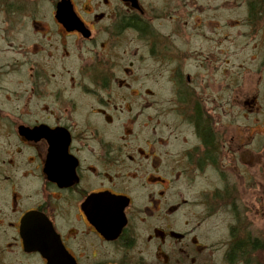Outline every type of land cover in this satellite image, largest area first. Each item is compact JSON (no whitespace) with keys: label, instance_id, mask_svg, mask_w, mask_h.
<instances>
[{"label":"flooded vegetation","instance_id":"flooded-vegetation-1","mask_svg":"<svg viewBox=\"0 0 264 264\" xmlns=\"http://www.w3.org/2000/svg\"><path fill=\"white\" fill-rule=\"evenodd\" d=\"M61 1L53 2L43 36L62 41V50L54 49L48 54L50 63L43 65L39 43L31 44L28 51L35 59L24 79L25 33L45 28H38L37 8L25 24L24 0H0V12L8 18L3 22L10 18L9 24L19 30L15 52L0 45V184L7 196L5 211H0V264H47L31 248L55 245L51 236L76 264H153L154 259L161 264H215L218 248L224 252L222 264H263V240L247 232L246 209L236 212L239 193L228 185L235 176L231 166L247 155L243 148L248 140L241 133L229 137L232 121L221 124L220 105L207 97L217 84L219 94H227L229 110L245 61L233 79L229 48L202 52L199 31L198 49H180L150 29L152 18L141 0H118L116 15L102 16V24L99 14L90 18L82 9L78 12L75 0H66L79 26L56 17ZM30 2L33 8L37 0ZM241 5L244 31L238 35L251 40L260 65L254 70L259 78L252 100L261 119L254 126L264 127V0H241ZM132 33L145 48L133 47L129 53L124 41L128 45ZM1 34L13 45L5 29ZM222 36L224 41L229 37ZM68 40L96 45L98 51L70 55L63 46ZM219 67L220 77L213 80ZM51 71H58L56 77L63 74L60 85L77 87L92 101L79 106L73 98L57 97L64 109L50 105L40 92L53 78ZM113 88L123 95H99ZM258 136L252 138L255 150L262 148ZM246 174L239 172L244 179ZM197 181L203 184L194 204L198 208L183 211L189 204L179 186L188 192ZM171 194L174 204L167 201ZM217 206L229 208L234 220L227 225L224 244L216 241L214 224L205 227ZM158 252H163L161 261Z\"/></svg>","mask_w":264,"mask_h":264},{"label":"rangeland","instance_id":"rangeland-1","mask_svg":"<svg viewBox=\"0 0 264 264\" xmlns=\"http://www.w3.org/2000/svg\"><path fill=\"white\" fill-rule=\"evenodd\" d=\"M30 1L31 0H24V3L25 5H27V8L24 9L23 21L25 22V24H27L28 19L26 16L31 14V10H35L37 8V13H35V15H37V19H39L38 28H42L43 26L45 30L30 29L25 33L26 37H24V45H25L24 53L27 54L25 58L27 62L23 65L24 79L28 74L27 68L33 64L32 60L35 59V56L28 51V48L30 47L31 44L39 43V46L41 47L42 50L39 53L40 57L38 56V59H39V63L43 65H47L50 63L47 62V60L49 59L48 54L54 53V49H56L55 51L57 53H60L62 50L61 49L62 41L60 42L58 40H55V38L48 35L43 36V33L44 32L47 33L48 31L49 16H51V12L53 9L52 7L53 2L56 0H37L36 6H34L33 8H32V2ZM141 1L144 7L146 8V10L148 11L150 18H152V21L150 23V29L152 31H155L158 35L160 34L162 37L168 38L170 40L169 42L174 41L176 46L179 47L180 49L182 48L188 49L189 52L194 51L197 48V46L195 45V33L199 31L200 35H202L200 37L201 39L200 42L202 45L200 46V49L202 52H205V50L208 48H212V50L216 49L215 50L216 52L219 51L220 49L227 50L229 48L230 66L232 67L231 73L233 79L236 78V75L237 76L240 75L241 69L238 68V66H240L245 61V63L243 64L244 66L243 70H245V74L243 76L241 85H236L235 88H233L236 90L232 95L229 110L227 109V94L226 93L225 95L219 94L221 88H219L217 84L215 88H211L210 95H208L207 97L210 98V100H214L212 104H214L216 107L217 106L219 107L220 105L219 108L222 112H219L221 117H218V120L221 124H224L225 123L224 121L227 119L232 121L230 130H228L227 133L230 134L229 137H235L239 133H241L244 136V138H246V141L248 140V148L245 147L243 148V151L244 149H246L245 153H247V155L241 157L242 159L241 161H239L243 164L237 163V166L232 165L230 168L231 172L235 174V176H233L234 178L228 179L229 176L228 172L226 170L223 171L227 176L228 185L236 186L239 193V197H237L236 200L234 201L235 205L237 206V209H239V211L236 212L238 214H242L243 211L241 210L243 208L246 209L245 210L247 212L246 225H248L246 228L247 232L251 233L252 238L253 235L258 234L264 243V127L261 126L260 123L254 126V124L261 119V115L260 116L255 115V113L258 111H255L256 109L253 104L254 100H252L255 97V93L257 89L256 83L259 78V76L256 75L254 70L256 68H259L260 65L257 63L258 59H256V55H255L256 52L251 50L252 49L251 40L246 39L244 37H239L238 35L239 32L241 33L242 31H244V28L241 24L244 17V12H243L244 6L241 5V0H141ZM75 3L78 12L80 9H82L84 12L88 13V15L90 14V18H93L95 15L99 14V21H101L100 22L101 24L103 23V21H106L105 19L102 20L101 18L102 16L116 15L115 12L117 11H115V9H119L117 7L119 6L118 0H75ZM124 11H126V9ZM2 18L4 20H8L7 15L5 16L3 15L2 12H0V21L2 22L0 24V31L2 32L5 29L8 32L7 36H9V42H11L13 45L6 44L3 41L5 36H3L1 32H0V39L3 41L4 44H0V45L1 46L3 45L4 48L13 47L12 52H15V50L17 49L16 47L17 37L14 38V34L17 35V32L19 30L15 26L14 22L12 23V25L9 24V22H11L10 18H9V22L8 21L3 22ZM13 18L14 17H12V19ZM226 21L230 22L231 26L227 27ZM235 22H238V24H236ZM101 24H99V39H103L105 37L104 33L100 34V32H103V29L100 26ZM177 33H179V35H173ZM224 33L229 35L228 39L225 41L222 40L223 37L222 35ZM135 35L136 34L132 33V35H130L132 37L127 36L130 41L128 45H126V42L124 41L125 44L124 50L126 52H127L126 46H128L129 53H131L132 51L131 48L133 47L140 49L145 48L143 47L141 41ZM178 37H184L185 39L178 40ZM203 37L207 38V40L202 41ZM46 38H50V39L46 40ZM124 39L128 41L126 38ZM100 42L101 41H99V43ZM220 43L222 44L220 45ZM49 45H51V47H49ZM91 45L92 44L82 43L78 46L77 43L73 44L70 40H68L63 46L70 55H79L80 54L79 50H81L82 53H85L87 56H90L91 53L95 54L98 51L96 45L93 46ZM124 56L126 57L127 54ZM252 57H254L255 59L253 60ZM137 58L135 60H137ZM30 60L31 62H29ZM135 63H137V61ZM146 66L147 68H150L148 61L146 63ZM217 69L219 70H217L213 74V78H212L213 80L220 77V75L218 74L221 72L223 68L220 69L219 67ZM56 72L51 71L49 73L52 74L53 78L51 77L49 78L47 88L44 91L40 92L41 96L43 95L46 96L45 100L50 105L59 107L61 110L64 109V106L58 104V101H56L57 97L65 98L67 100L69 98L70 99L73 98L75 101L78 102L79 106L81 105V103L85 106L86 105L85 103H87L88 101L89 102L92 101L91 100L92 97H90V99L87 98L88 101L84 99L82 97L83 94L80 92V89H78L77 87L69 86L67 84L65 86L60 85V83H58L57 80L62 79L63 74L60 75L59 77H56L57 75ZM158 75L156 73L155 77L160 78ZM53 79H54V83H50V81H52ZM222 85L223 84H221V87ZM89 89H93V88H89ZM109 91L110 92L108 93H102L99 91V95H103V96H106L108 94L115 95L121 92L115 90L114 88L110 89ZM120 95L123 94L120 93ZM213 97L217 99H214ZM121 105L122 104H117V106H121ZM223 108H226V110ZM245 109L247 111H246V115L244 116ZM246 129H248L250 133H248L247 131H243ZM256 134L259 135L258 138L259 137L262 138V146H261L262 148L260 150L259 149L255 150L256 147L253 146L254 141L252 140V138H254ZM241 169L245 170L247 173L245 179L243 177H240L239 175ZM216 185H218L217 181H216ZM181 186L179 187L182 188L183 190L184 199L189 204L183 206L182 208L183 211H195L198 208L196 205H194L196 201L199 200L198 190L203 186V184L197 181L196 184L194 185L195 188L193 187V189H190L188 192L185 190L183 184ZM173 194L176 195V193ZM173 194L169 195L167 198L169 204H174L176 202V198ZM6 199H7L6 193L2 191V185L0 184V211H5L3 209L6 208L5 207ZM135 204H137V202H135ZM216 204L218 205V202ZM229 211L231 210L227 207L217 206L214 220L213 221L210 220L209 223L205 226L207 229V227H210L211 224H214V229H215L214 235L216 241H219V243H223V244L224 241L227 239L226 238L227 225L234 223L233 216L231 217ZM237 221L238 223L241 221V219H239V216L237 218ZM173 229L176 230V228ZM169 250L172 251V248H169ZM162 254L163 252L157 253V255L160 256L159 258L160 261L163 257ZM223 254L224 252L220 251V248H218V251L215 253V259H216L215 264H222V259L224 256ZM259 256H262L261 263L263 262L264 264V251L263 253L259 254ZM154 261L156 263L153 264H161L158 263V260L156 259H154Z\"/></svg>","mask_w":264,"mask_h":264},{"label":"water","instance_id":"water-1","mask_svg":"<svg viewBox=\"0 0 264 264\" xmlns=\"http://www.w3.org/2000/svg\"><path fill=\"white\" fill-rule=\"evenodd\" d=\"M56 17L60 19L61 22H63L65 25H69L70 23L73 24V26L80 25L75 15L73 14L72 6L70 5L69 1L63 0L57 4ZM91 201H95V196L87 199V203ZM91 214L94 215L95 212L92 211ZM50 238L53 239L55 245L47 247L38 246L33 249L31 248V250H37L44 258L47 259V264H76L73 258L63 249L62 245L58 241V238L56 236H51Z\"/></svg>","mask_w":264,"mask_h":264}]
</instances>
